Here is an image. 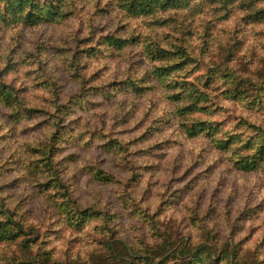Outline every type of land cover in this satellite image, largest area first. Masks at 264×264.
I'll use <instances>...</instances> for the list:
<instances>
[{
    "label": "rangeland",
    "instance_id": "rangeland-1",
    "mask_svg": "<svg viewBox=\"0 0 264 264\" xmlns=\"http://www.w3.org/2000/svg\"><path fill=\"white\" fill-rule=\"evenodd\" d=\"M183 1L0 14V80L18 99H0V222L18 234L0 264H181L203 247L204 264H264V160L240 169L264 144V19L252 0ZM201 120L214 131L188 136ZM67 202L91 216L67 220Z\"/></svg>",
    "mask_w": 264,
    "mask_h": 264
},
{
    "label": "trees",
    "instance_id": "trees-1",
    "mask_svg": "<svg viewBox=\"0 0 264 264\" xmlns=\"http://www.w3.org/2000/svg\"><path fill=\"white\" fill-rule=\"evenodd\" d=\"M42 3H41V2ZM124 4L127 5L128 10L134 14H145L150 13L156 8H167L170 6L177 5L180 1L185 2L183 0H120ZM227 1V0H226ZM230 2L236 1V0H228ZM244 3L246 2L243 1ZM248 7L245 9L248 13H251L250 16L253 18V20L257 22H261L262 19H264V0H252L248 2ZM250 7V8H249ZM60 10V4L59 0H0V14L2 16H9L12 20L14 19H22L27 25H35L38 22L41 21H52L54 20ZM125 42L123 39H116L113 40V44L117 47L122 46V44ZM168 54L169 52H165ZM164 53H161V56H165V58L170 59L171 54L166 55ZM186 58V57H185ZM185 60V59H184ZM187 62L184 61L182 64L180 63H173L169 66H162L158 67L156 70L158 74L164 73L167 74L173 70L180 69V67ZM0 79H1V71H0ZM16 89L6 84L5 82L0 80V99L4 101L7 105H13V103L18 102V99L16 97ZM196 98L199 100H206L207 95L205 93H199L195 95ZM193 105L185 108V110H191ZM215 127L211 125L209 122H206L204 120L197 121L191 124V126L187 127L186 134L188 136H195L198 133L201 132H209L214 131ZM227 143V141L225 142ZM226 146V145H225ZM255 156L248 157L242 160V164L240 165V169L244 171H251L257 167V165L264 160V144L260 145V148L255 153ZM52 160H50L49 153L47 154V157L45 159V164L48 166L50 170L51 168ZM96 176L103 179L104 181L110 180V178L106 175H104L101 171H98L96 173ZM45 178H50L55 183L61 182L59 176H57V173H51L45 175ZM59 179V180H58ZM64 185V183H63ZM64 206V205H62ZM67 208L70 209V215H67V220H74L78 223V225H82L87 218L91 216V212L81 210L79 208H75L71 206L67 202ZM9 224L10 221L6 220ZM1 223L0 222V241L2 240H10L18 236L17 233H14L7 229L5 226L7 222ZM17 225L14 226L13 231H17ZM21 227H18L20 229ZM187 256H189V259L181 264H204L207 258L211 257V253L209 251V248H198L197 250L190 251ZM224 256L222 255L221 261L223 260ZM160 264V263H158Z\"/></svg>",
    "mask_w": 264,
    "mask_h": 264
}]
</instances>
